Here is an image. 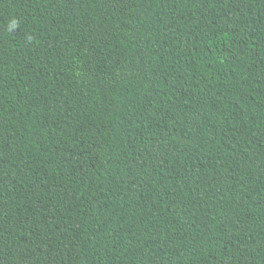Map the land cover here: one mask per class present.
<instances>
[{
    "label": "trees",
    "instance_id": "1",
    "mask_svg": "<svg viewBox=\"0 0 264 264\" xmlns=\"http://www.w3.org/2000/svg\"><path fill=\"white\" fill-rule=\"evenodd\" d=\"M0 264H264V0H0Z\"/></svg>",
    "mask_w": 264,
    "mask_h": 264
},
{
    "label": "clouds",
    "instance_id": "2",
    "mask_svg": "<svg viewBox=\"0 0 264 264\" xmlns=\"http://www.w3.org/2000/svg\"><path fill=\"white\" fill-rule=\"evenodd\" d=\"M18 27V21L16 19H12L9 23L8 30L9 31H14ZM31 39V37H28Z\"/></svg>",
    "mask_w": 264,
    "mask_h": 264
}]
</instances>
